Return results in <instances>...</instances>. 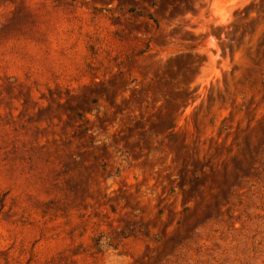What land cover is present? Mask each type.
<instances>
[{"label": "rangeland", "instance_id": "obj_1", "mask_svg": "<svg viewBox=\"0 0 264 264\" xmlns=\"http://www.w3.org/2000/svg\"><path fill=\"white\" fill-rule=\"evenodd\" d=\"M0 264H264V0H0Z\"/></svg>", "mask_w": 264, "mask_h": 264}]
</instances>
